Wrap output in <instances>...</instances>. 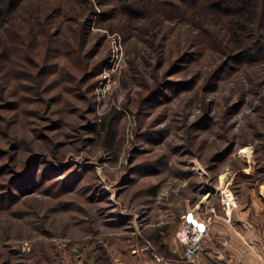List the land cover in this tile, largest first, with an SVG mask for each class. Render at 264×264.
<instances>
[{"label": "rangeland", "instance_id": "obj_1", "mask_svg": "<svg viewBox=\"0 0 264 264\" xmlns=\"http://www.w3.org/2000/svg\"><path fill=\"white\" fill-rule=\"evenodd\" d=\"M66 1L25 0L12 21L0 264H192L231 230L240 250L264 245V0L238 25L242 0H165L158 15L133 0L139 19L108 0L85 21L84 56ZM55 3L43 57L29 21ZM23 35L22 79L10 61ZM186 221L204 230L191 257Z\"/></svg>", "mask_w": 264, "mask_h": 264}, {"label": "trees", "instance_id": "obj_2", "mask_svg": "<svg viewBox=\"0 0 264 264\" xmlns=\"http://www.w3.org/2000/svg\"><path fill=\"white\" fill-rule=\"evenodd\" d=\"M165 2V0H154L151 2L148 8L154 15H158L160 13L159 9H158V5H161L160 2ZM25 2V0H0V28H2L4 30V36L3 39L0 41V48H2V52L0 54V70L1 67L3 66V62L6 60L7 61V57L10 54L11 50L13 49V36L16 33L15 30V26L17 24H12L13 20H15L20 14H22L24 11L22 8L23 3ZM67 2L71 5L70 8L68 10H66V16L64 17V19L68 20L70 22H74L77 23V31L75 33V37H76V41L79 43V51L83 52V56L85 54V52H87L88 50L85 51L86 48H84L86 42L88 41V38L84 33V29H86L88 24H85V21H88L89 19H91L92 13L95 12V6L99 5L101 7L105 6L106 4L109 3L108 0H69L66 1L65 5L67 7ZM174 2L179 3L185 7H188L190 5L189 0H174ZM133 3H135L133 0H123V10L125 13H129L130 17L132 18H143L145 16V13L143 10L144 8H134ZM170 3V2H169ZM74 4H76V7L79 6L80 9L77 11L74 8ZM198 4V3H197ZM212 5L217 6L218 3H214ZM249 6L250 3L246 0H242V3L240 5V7L237 9V7L235 8L236 10V15L238 16V19H234L235 20V24L234 25H238L237 23L242 22H246L248 21L247 16L249 15ZM61 5L60 4H48L46 5V8L43 12H40L39 8L36 7V13H37V17L36 20L33 21H29L32 22V24H29L30 26H38V28H40V30H32L35 32V34L37 36H39V42H43L46 44L44 52H43V57H46L49 53V48L52 44V40H53V35L54 33H56V28L57 26L52 25V17L55 15V12L60 10ZM166 7H170L168 5H166ZM23 11V12H22ZM27 22V23H29ZM35 22H37V24H34ZM80 22V23H78ZM24 23V24H27ZM233 25V26H234ZM70 31H73L71 29H69ZM61 31H59L58 33H60ZM27 33V32H26ZM82 33V34H80ZM74 35V34H73ZM26 36V35H25ZM24 35L20 38H18V41L16 42L17 45H19L18 47V58L11 60L10 62L12 64H14V66H12V69H16V72L18 71L19 68V73L20 76H23L22 79L25 77L26 75V59L31 58L28 54V45L29 42H27L26 37ZM64 43L68 44V45H72V43L70 42V40H65L64 39ZM32 59H30L31 61ZM44 59L42 60V63L39 62H35V64L40 65V68H43V63H44ZM98 64H94V66L96 67ZM11 69V68H10ZM8 69H4V72L2 73V75L0 76V98H3V96L5 95V92L7 90V83L8 82ZM17 147V145H16ZM2 151V149L0 148V152Z\"/></svg>", "mask_w": 264, "mask_h": 264}, {"label": "crops", "instance_id": "obj_3", "mask_svg": "<svg viewBox=\"0 0 264 264\" xmlns=\"http://www.w3.org/2000/svg\"><path fill=\"white\" fill-rule=\"evenodd\" d=\"M193 211L194 210L190 209L186 212L187 219L189 217L191 218ZM194 212L198 213L197 211ZM234 233L235 232H233L232 230L224 232V236H229L231 238L229 241L227 240L225 241V243L228 242V246H225L224 243L220 242L223 236L221 234L219 236L218 234L219 237L218 242L221 243L218 247L224 250V252L219 251V249L217 250V248H215L211 251L212 253L209 252V254H214L213 257L207 255L208 253L207 252L206 253L207 258H206L205 254L203 253L201 260L197 262H193L192 264H264V245H256V246L248 245L246 247L243 246L242 250H240L238 245L234 244V241H237L238 239L236 238L237 231L236 234ZM233 245H235V247ZM244 255H246V257Z\"/></svg>", "mask_w": 264, "mask_h": 264}, {"label": "built area", "instance_id": "obj_4", "mask_svg": "<svg viewBox=\"0 0 264 264\" xmlns=\"http://www.w3.org/2000/svg\"><path fill=\"white\" fill-rule=\"evenodd\" d=\"M204 235V230L202 226L192 224L189 221L185 222V226L181 229L178 234V238L183 242H192V246L187 250V256L191 257L197 251L198 247L196 242L199 241Z\"/></svg>", "mask_w": 264, "mask_h": 264}]
</instances>
